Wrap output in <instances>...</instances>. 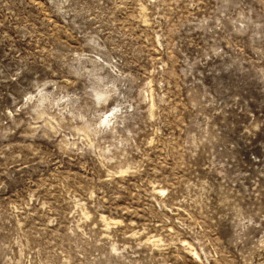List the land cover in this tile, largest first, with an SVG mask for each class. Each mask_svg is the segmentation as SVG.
Returning <instances> with one entry per match:
<instances>
[{
	"label": "rangeland",
	"instance_id": "1",
	"mask_svg": "<svg viewBox=\"0 0 264 264\" xmlns=\"http://www.w3.org/2000/svg\"><path fill=\"white\" fill-rule=\"evenodd\" d=\"M0 264H264V0H0Z\"/></svg>",
	"mask_w": 264,
	"mask_h": 264
}]
</instances>
